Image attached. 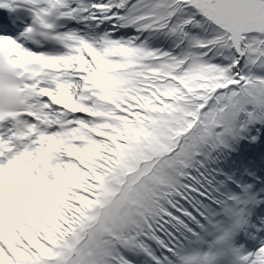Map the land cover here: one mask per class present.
Here are the masks:
<instances>
[{"label":"snow or ice","instance_id":"6c2138e0","mask_svg":"<svg viewBox=\"0 0 264 264\" xmlns=\"http://www.w3.org/2000/svg\"><path fill=\"white\" fill-rule=\"evenodd\" d=\"M0 264H264V0H0Z\"/></svg>","mask_w":264,"mask_h":264}]
</instances>
